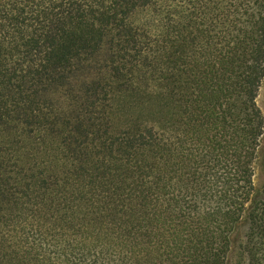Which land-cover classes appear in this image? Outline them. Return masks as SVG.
Masks as SVG:
<instances>
[{
  "label": "trees",
  "instance_id": "1",
  "mask_svg": "<svg viewBox=\"0 0 264 264\" xmlns=\"http://www.w3.org/2000/svg\"><path fill=\"white\" fill-rule=\"evenodd\" d=\"M263 81L264 0H0V97L58 104L78 163L3 197L0 264H264Z\"/></svg>",
  "mask_w": 264,
  "mask_h": 264
},
{
  "label": "rangeland",
  "instance_id": "2",
  "mask_svg": "<svg viewBox=\"0 0 264 264\" xmlns=\"http://www.w3.org/2000/svg\"><path fill=\"white\" fill-rule=\"evenodd\" d=\"M105 82L113 86L121 83L113 80L110 76H107ZM59 96H62L63 102L69 103L62 92L56 94L54 98H59ZM115 97L117 95L112 99H115ZM257 102L264 114V81ZM107 105L113 106L114 103ZM26 108L21 112L16 108L14 102L0 97V218L9 215L11 212V204L2 202L3 197L23 200V193L26 191L25 186L28 184L35 192L39 191V175L36 174L41 171L46 173L50 184V195L56 188L52 177H56L60 184L67 179H71V183H76L74 174L78 163L76 158L77 144L74 143V138H77V136L72 127H66L59 122L62 111L59 105L56 104V108L52 110L43 106L37 108L35 112L31 111L29 106ZM109 114L115 127L114 134L127 129L125 126L126 116L122 111L116 109ZM29 120H33L32 127L27 125ZM30 129H32L33 134L28 133ZM14 141L15 143L21 142V144L15 145ZM262 145L261 159L257 164L255 177L257 189H260L264 183V140ZM6 148H15V150L8 152ZM42 161L45 164H41ZM19 169L24 172H20ZM32 173L36 175L37 179L28 178ZM82 206L84 208L81 211L82 214L99 213L97 210ZM38 210L45 213L43 207ZM244 232L245 230L242 228L241 234ZM54 264H63V261L58 258L55 259ZM229 264H239L237 252L234 251Z\"/></svg>",
  "mask_w": 264,
  "mask_h": 264
}]
</instances>
